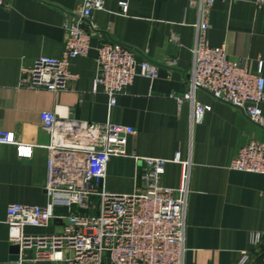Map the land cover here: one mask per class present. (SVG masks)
I'll return each mask as SVG.
<instances>
[{
  "label": "crops",
  "instance_id": "1",
  "mask_svg": "<svg viewBox=\"0 0 264 264\" xmlns=\"http://www.w3.org/2000/svg\"><path fill=\"white\" fill-rule=\"evenodd\" d=\"M94 11L91 49L70 62L74 76L65 92L27 90L19 86L22 69L39 57L60 59L65 51L64 22L72 18L79 0H7L0 8V131L13 133L18 147L0 144V264H50L30 256L10 261L6 210L11 204L46 206L48 147L51 136L40 114L58 118L131 128L126 153L111 158L103 188L129 194L141 163L130 156L172 161L161 177L163 187L177 190L187 172L185 253L183 264H233L249 250L251 237L264 233V175L235 171L232 161L250 143H264V128L240 110L215 100L202 90L194 100L207 111L200 124L192 123L193 101L182 100L193 67L199 38L198 5L189 0H103ZM120 3L127 4L122 13ZM205 34L209 46L224 47L230 60L255 71L262 62L264 76V8L253 0H215ZM109 40L135 53L138 61L158 67L156 77H138L109 107L101 88L93 90L97 49ZM174 61L170 67L168 62ZM264 118V104L261 105ZM183 164H186L184 167ZM47 228H27V234H57L67 225L66 209ZM62 217V218H60Z\"/></svg>",
  "mask_w": 264,
  "mask_h": 264
},
{
  "label": "built area",
  "instance_id": "2",
  "mask_svg": "<svg viewBox=\"0 0 264 264\" xmlns=\"http://www.w3.org/2000/svg\"><path fill=\"white\" fill-rule=\"evenodd\" d=\"M214 1L189 0L191 7L198 5L199 38L192 51L193 67L182 100L193 101V124H200L208 109L194 100L195 92L202 90L264 128L262 62L251 71L230 60L224 47L209 46L205 34ZM253 2L258 10L264 8V0ZM7 4V0H0V8ZM119 5L121 12L126 13L127 4ZM104 9L103 0H79L74 16L63 25L62 58H37L30 67L22 69L19 86L65 92L74 79L70 62L86 57L91 49L92 13ZM96 63L93 90L101 88L110 108L136 78L153 79L158 70L155 64L138 61L133 50L112 40L97 49ZM167 65L176 64L171 61ZM40 121L51 136L45 186L48 203L43 207L11 204L6 210L9 243L19 247V260L27 254L34 262L50 264H183L187 172L177 190L161 185L166 165L182 164L179 156L172 161L130 156L142 166L141 172L136 173L133 191L108 193L103 188L107 164L111 158L129 157L126 145L133 130L110 122L58 118L54 112H42ZM0 144L17 146L20 156L32 154L30 148L18 144L13 133L0 131ZM230 168L264 175V143H250L242 148ZM57 208L67 212L68 223L61 233H26L27 228H47L59 218ZM233 264H264V233L254 234L249 250L242 251Z\"/></svg>",
  "mask_w": 264,
  "mask_h": 264
},
{
  "label": "water",
  "instance_id": "3",
  "mask_svg": "<svg viewBox=\"0 0 264 264\" xmlns=\"http://www.w3.org/2000/svg\"><path fill=\"white\" fill-rule=\"evenodd\" d=\"M19 247L18 246H14V245H11L10 246V249H9V252H10V261H19Z\"/></svg>",
  "mask_w": 264,
  "mask_h": 264
}]
</instances>
